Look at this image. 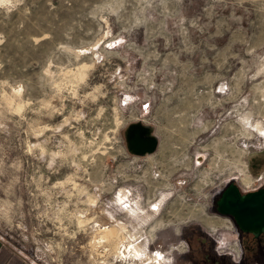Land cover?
I'll use <instances>...</instances> for the list:
<instances>
[{
	"label": "rangeland",
	"instance_id": "374dc122",
	"mask_svg": "<svg viewBox=\"0 0 264 264\" xmlns=\"http://www.w3.org/2000/svg\"><path fill=\"white\" fill-rule=\"evenodd\" d=\"M263 129L264 0H0V235L38 264H257L216 201Z\"/></svg>",
	"mask_w": 264,
	"mask_h": 264
},
{
	"label": "water",
	"instance_id": "95a60500",
	"mask_svg": "<svg viewBox=\"0 0 264 264\" xmlns=\"http://www.w3.org/2000/svg\"><path fill=\"white\" fill-rule=\"evenodd\" d=\"M148 130L141 124H135L128 130L126 139L131 152L145 154L156 149L158 140ZM216 204L217 212L233 217L241 231L252 233L254 237L264 233V187L243 192L236 183L231 182Z\"/></svg>",
	"mask_w": 264,
	"mask_h": 264
},
{
	"label": "bare ground",
	"instance_id": "6f19581e",
	"mask_svg": "<svg viewBox=\"0 0 264 264\" xmlns=\"http://www.w3.org/2000/svg\"><path fill=\"white\" fill-rule=\"evenodd\" d=\"M6 1V0H5ZM8 1V0H7ZM3 2V1H1ZM91 65V64H90ZM258 128L262 130V127H260V124L258 125ZM264 130V129H263ZM158 145V143H157ZM157 148V147H156ZM156 150V149H155ZM154 150V151H155ZM263 152H260L258 154H261ZM257 154V155H258ZM255 156V155H254ZM253 157V156H252ZM121 196H119V199L121 200ZM88 217V216H87ZM91 217V216H90ZM83 217H78V224L80 226L88 225V222L91 220L90 218L82 219ZM94 222V221H93ZM87 223V224H86ZM213 223V222H212ZM214 224V223H213ZM216 225V224H215ZM97 227V226H96ZM85 228V227H84ZM214 228V227H213ZM95 233L93 235L92 240L90 241L92 246L94 248H97L101 245H109L110 250H112L113 253L123 255L125 253V250L128 249V245H124V249H121V244L123 239L126 237V231L127 228L124 225H120L118 223L112 224V225H104L103 227H97L95 229ZM128 232V231H127ZM130 236V235H129ZM141 238V237H140ZM130 243V242H129ZM134 255H138L140 252L139 248L135 245L132 246ZM97 250V249H96ZM95 250V251H96ZM109 253V252H108ZM159 256H162L160 252H158ZM153 259V258H152Z\"/></svg>",
	"mask_w": 264,
	"mask_h": 264
},
{
	"label": "crops",
	"instance_id": "0c3cea01",
	"mask_svg": "<svg viewBox=\"0 0 264 264\" xmlns=\"http://www.w3.org/2000/svg\"><path fill=\"white\" fill-rule=\"evenodd\" d=\"M217 246L218 244L215 247L216 252L208 250V253L217 258L220 261L219 264H227L226 259L229 260L228 256L225 253L218 252ZM205 251L207 252V250ZM234 263L237 262L234 261ZM0 264H38V262L31 257H26L15 242L9 241L0 235Z\"/></svg>",
	"mask_w": 264,
	"mask_h": 264
},
{
	"label": "flooded vegetation",
	"instance_id": "af4514ba",
	"mask_svg": "<svg viewBox=\"0 0 264 264\" xmlns=\"http://www.w3.org/2000/svg\"><path fill=\"white\" fill-rule=\"evenodd\" d=\"M264 152L258 155H255L253 157H251V168L253 171H256L258 169V159L260 158V156H263ZM264 186H261L259 188H262ZM257 188V189H259ZM256 190V189H255ZM242 235V239L240 237V239L242 240V243L244 244V248H245V256H244V252L242 251V255L244 260L248 261L251 260L253 258H255L257 264H264V261L261 259L262 255L261 253L264 252V233L262 235H260L259 237H254V235L252 233L249 232H243ZM252 237V238H251ZM203 243L207 242V239L202 238L201 239ZM212 241V240H211ZM241 245V244H240ZM245 261V263H246ZM239 262V261H236ZM220 261L216 260V264H219Z\"/></svg>",
	"mask_w": 264,
	"mask_h": 264
}]
</instances>
